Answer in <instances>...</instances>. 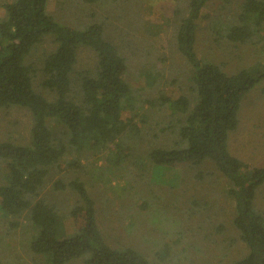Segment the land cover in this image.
I'll use <instances>...</instances> for the list:
<instances>
[{"label":"rangeland","instance_id":"obj_1","mask_svg":"<svg viewBox=\"0 0 264 264\" xmlns=\"http://www.w3.org/2000/svg\"><path fill=\"white\" fill-rule=\"evenodd\" d=\"M12 1L0 0V19L4 16L1 5ZM187 1H48L46 11L58 24L99 25L105 39L124 58L123 79L131 90V105L122 119H131L133 132L122 140L121 159L116 158L113 146L101 153L89 149L66 152L44 179L39 197L56 204L64 214L74 204V193L67 187L56 191L53 185L80 182L94 201L97 227L107 245L116 250L132 248L149 264H234L247 250L232 226L234 205L227 195L226 179L208 161L155 167L146 157L154 148H176L180 141L177 130L182 116L164 104V99L191 95V71L174 39L175 12L183 15ZM241 2L208 0L196 23L195 53L226 74L264 69V28L247 43L223 38V22L232 21ZM52 50L53 45L45 40L30 61L39 65ZM95 64L96 55L80 48L75 71H92ZM31 126L27 109L0 110V142L28 144ZM228 151L250 167H264V81L243 98ZM254 208L264 216V183L256 189ZM73 231L71 219L64 216L62 235ZM32 235L24 217L0 214V264H47L29 250Z\"/></svg>","mask_w":264,"mask_h":264},{"label":"trees","instance_id":"obj_2","mask_svg":"<svg viewBox=\"0 0 264 264\" xmlns=\"http://www.w3.org/2000/svg\"><path fill=\"white\" fill-rule=\"evenodd\" d=\"M49 0H13L1 5L0 110L21 107L30 112L29 143L0 142V214L24 217L32 228L29 250L47 264H149L140 252L107 245L96 223L94 201L83 184L55 182L56 191L69 188L74 204L63 214L39 197L44 179L69 150L101 153L114 147L121 159L122 140L133 132L131 119L122 113L131 105L130 87L124 81V58L105 39L99 25L75 28L58 24L47 13ZM208 0H188L186 11L175 12L176 50L191 71V95L164 104L182 116L176 148L147 152L155 167L199 165L208 161L226 179L227 195L234 205L232 226L247 253L234 264H264V216L254 208L256 189L264 183V167L253 168L230 155L228 140L238 126L243 98L264 81V69H242L226 74L194 51L196 23ZM223 38L247 43L264 28V0H242L231 22H223ZM49 40L53 50L39 65L30 61L33 51ZM96 55L92 71L76 72L80 48ZM42 90L38 92L35 87ZM74 231L62 235L63 217Z\"/></svg>","mask_w":264,"mask_h":264}]
</instances>
